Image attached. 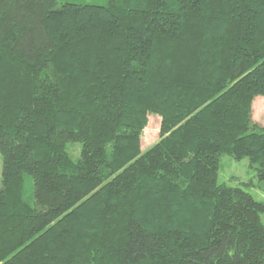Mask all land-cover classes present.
Listing matches in <instances>:
<instances>
[{
    "label": "trees",
    "instance_id": "1",
    "mask_svg": "<svg viewBox=\"0 0 264 264\" xmlns=\"http://www.w3.org/2000/svg\"><path fill=\"white\" fill-rule=\"evenodd\" d=\"M259 96L264 0H0V264H264Z\"/></svg>",
    "mask_w": 264,
    "mask_h": 264
},
{
    "label": "rangeland",
    "instance_id": "2",
    "mask_svg": "<svg viewBox=\"0 0 264 264\" xmlns=\"http://www.w3.org/2000/svg\"><path fill=\"white\" fill-rule=\"evenodd\" d=\"M63 4L76 5H105L106 0H60ZM252 120L260 127L264 128V97H256L252 104ZM161 119L156 115H148L145 127L142 130L141 150L145 152L159 140ZM79 145H71L68 148L69 155L75 160L79 155ZM2 159L0 157V182H1ZM218 184L230 188H239L250 194L252 198L264 203L263 184L256 178L255 167L250 166L247 158L235 160L229 156H222L218 167ZM264 225V214L260 216Z\"/></svg>",
    "mask_w": 264,
    "mask_h": 264
}]
</instances>
